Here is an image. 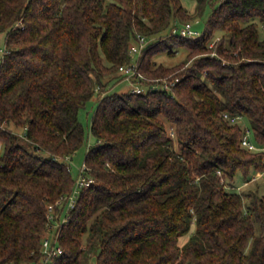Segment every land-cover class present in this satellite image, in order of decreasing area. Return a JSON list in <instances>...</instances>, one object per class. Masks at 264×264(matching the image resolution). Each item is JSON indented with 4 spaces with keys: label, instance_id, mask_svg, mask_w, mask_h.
Returning a JSON list of instances; mask_svg holds the SVG:
<instances>
[{
    "label": "trees",
    "instance_id": "trees-1",
    "mask_svg": "<svg viewBox=\"0 0 264 264\" xmlns=\"http://www.w3.org/2000/svg\"><path fill=\"white\" fill-rule=\"evenodd\" d=\"M194 1L0 0V264L39 261L94 95L83 163L95 183L50 264H264V194L233 183L264 171V150L240 145L246 125L264 147V0ZM208 3L199 37L173 32ZM172 44L185 58L157 64ZM132 60L143 91L109 92Z\"/></svg>",
    "mask_w": 264,
    "mask_h": 264
},
{
    "label": "built area",
    "instance_id": "built-area-1",
    "mask_svg": "<svg viewBox=\"0 0 264 264\" xmlns=\"http://www.w3.org/2000/svg\"><path fill=\"white\" fill-rule=\"evenodd\" d=\"M173 32L183 36L197 38L201 35V32L194 27L192 22H185L180 25H176ZM148 39L144 35H138L136 43L130 46V52L132 55H139L142 49L146 46ZM117 73L123 76V80L132 82V79L137 74L136 61L125 62L119 65ZM154 87H157V85ZM163 88H168V83L162 84ZM133 92L143 91L142 86L135 83V86L131 88ZM224 118L228 119L231 123L240 122L241 117L239 115L231 116L228 113H223ZM172 134V132H171ZM240 145L249 150H264L252 141V133L248 126L244 125V133L240 139ZM86 165L83 163L79 168L78 176L74 180V186L68 193L61 194L54 202L47 205V221L44 230L40 234V258L39 261L27 260L21 264H50L52 258L62 253L63 249L59 243L58 236L62 227L69 222L70 210L76 206L80 192L83 188L88 187L95 183V178L86 173ZM263 172H256L252 180L257 179ZM9 264V263H5ZM90 264H94L91 262Z\"/></svg>",
    "mask_w": 264,
    "mask_h": 264
},
{
    "label": "rangeland",
    "instance_id": "rangeland-1",
    "mask_svg": "<svg viewBox=\"0 0 264 264\" xmlns=\"http://www.w3.org/2000/svg\"><path fill=\"white\" fill-rule=\"evenodd\" d=\"M220 0H211L213 3H218ZM183 6L193 12L194 8L196 6V2L194 0H181ZM210 4L208 3L206 5V8L203 12V14L199 17H192L189 19H192V23L194 24V27L202 32L205 27V20L210 12ZM180 23V22H179ZM4 32L0 33V46H3L4 43ZM150 39V38H149ZM171 50H173L171 53L167 52H159L156 55L153 56L154 60L157 64H163L167 66H173L181 62L185 56L186 51L184 48L171 45ZM114 76H118L117 72H114L112 74ZM135 86L134 82L122 80L116 84H113L109 87L108 91H118L123 92L127 91L130 88H133ZM97 97L94 95L91 99H89L85 105L79 110V120L82 122L85 130V140L82 144V146L76 150L72 155L71 158L66 159V162L69 164L70 172L72 177L75 179L78 176L79 168L82 166L84 162L85 153L87 150V147L94 144L96 141V138L90 133L89 123L90 118L92 116L95 104H96ZM245 124V123H244ZM20 130V129H18ZM23 144H25V141H22ZM30 147V146H29ZM234 185L235 188L232 187L231 189H239L244 194L248 193H258V194H264V173H262L260 176L257 177V179L243 183V179L240 173H237L234 177ZM186 236L182 237L180 239V243H183L186 240Z\"/></svg>",
    "mask_w": 264,
    "mask_h": 264
}]
</instances>
